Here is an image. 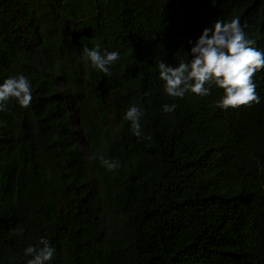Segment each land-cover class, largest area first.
<instances>
[{
	"label": "trees",
	"instance_id": "obj_1",
	"mask_svg": "<svg viewBox=\"0 0 264 264\" xmlns=\"http://www.w3.org/2000/svg\"><path fill=\"white\" fill-rule=\"evenodd\" d=\"M234 17L264 50V0H0V82L32 87L0 111V264L41 237L48 264H264V68L261 102L227 109L215 86L162 94L156 68ZM97 45L119 53L111 75L83 59Z\"/></svg>",
	"mask_w": 264,
	"mask_h": 264
},
{
	"label": "clouds",
	"instance_id": "obj_2",
	"mask_svg": "<svg viewBox=\"0 0 264 264\" xmlns=\"http://www.w3.org/2000/svg\"><path fill=\"white\" fill-rule=\"evenodd\" d=\"M244 28L239 17L228 21L217 19L204 27L194 42H190L191 47L185 53V59H181L175 66L159 60L156 68L158 79L162 82V94L174 98H183L186 93L204 97L215 86L222 90L215 101L217 108L259 104L261 97L255 90L256 84L252 77L264 68V50L254 46L255 41L248 37ZM82 56L93 70H99L105 75H111L110 66L119 59L117 51L102 50L99 45L84 47ZM10 100H14L21 108H27L32 102L30 81L22 73L9 75L0 82V111H4ZM176 107L175 103H165L161 105V112L172 113ZM142 115L141 108L135 104L129 105L123 112V119L130 123L134 136L141 135ZM98 159L109 171L120 167L118 160ZM54 253V247L46 238L41 237L35 244L23 249L22 259L24 264H48Z\"/></svg>",
	"mask_w": 264,
	"mask_h": 264
},
{
	"label": "rangeland",
	"instance_id": "obj_3",
	"mask_svg": "<svg viewBox=\"0 0 264 264\" xmlns=\"http://www.w3.org/2000/svg\"><path fill=\"white\" fill-rule=\"evenodd\" d=\"M73 126L77 133V138L81 141L80 142V148L85 152V144L83 140V133H82V127L77 119V115L75 112H73Z\"/></svg>",
	"mask_w": 264,
	"mask_h": 264
}]
</instances>
